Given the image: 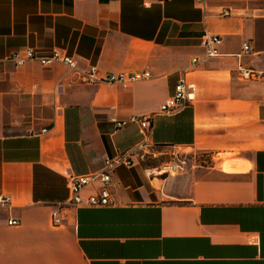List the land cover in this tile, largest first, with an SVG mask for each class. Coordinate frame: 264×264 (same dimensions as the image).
<instances>
[{
	"label": "crops",
	"instance_id": "0c3cea01",
	"mask_svg": "<svg viewBox=\"0 0 264 264\" xmlns=\"http://www.w3.org/2000/svg\"><path fill=\"white\" fill-rule=\"evenodd\" d=\"M206 34L222 37L220 55H206ZM27 47L77 66L2 61ZM90 66L151 78L91 85ZM240 67L261 77L242 80ZM179 78L194 99L158 114ZM151 113L147 150L248 166L227 173L219 158L157 184L135 161L113 174L116 207L66 208L55 226L52 210L69 197L63 171L99 172L136 149L139 126L113 119ZM1 195L11 202L0 204V264H264V0H0Z\"/></svg>",
	"mask_w": 264,
	"mask_h": 264
},
{
	"label": "built area",
	"instance_id": "2783aa9c",
	"mask_svg": "<svg viewBox=\"0 0 264 264\" xmlns=\"http://www.w3.org/2000/svg\"><path fill=\"white\" fill-rule=\"evenodd\" d=\"M154 0H144L147 6ZM202 1V0H199ZM229 14V12H227ZM222 37L219 35H204L201 38V45L205 49L208 57H215L220 55V45ZM251 50L249 42L243 45V51L248 53ZM3 62L14 65L15 67L24 66L28 62H37L42 66H49L55 62L64 63L72 68L77 66L74 58L63 54L59 50H52L49 53H42L33 47H27L22 50L11 52L2 59ZM198 61L197 58L194 59ZM238 76L242 80H257L261 74L255 70L247 68H239ZM151 73L144 72H111L106 74H99L96 66H90L86 73V83L95 85L100 83L117 84L124 87H130L136 82L149 80ZM192 84L185 82L184 78H179L174 87V92L169 96L161 105L158 114L172 115L178 112L183 106L191 103L194 99L191 90ZM157 114H143V115H130L125 119H113L116 128H121L130 124L138 125L142 133L146 136L141 144L134 150L118 153L114 158H105L103 168L99 172L90 174H75L70 170H64L63 176L66 179L69 197L67 201L59 207L52 210L51 218L55 226L63 223V210L66 208H111L118 205V201L113 195V174L115 170L120 167H130L135 162V150L144 148L147 138L152 132L153 120ZM43 129L42 132H45ZM184 163V162H183ZM174 160L170 162L162 171L167 172L169 175L179 173L183 167ZM99 183L97 187L90 191L92 184ZM11 198L9 196L1 195L0 204L9 205ZM260 204L264 205V198ZM8 225H18L16 220H9Z\"/></svg>",
	"mask_w": 264,
	"mask_h": 264
},
{
	"label": "rangeland",
	"instance_id": "374dc122",
	"mask_svg": "<svg viewBox=\"0 0 264 264\" xmlns=\"http://www.w3.org/2000/svg\"><path fill=\"white\" fill-rule=\"evenodd\" d=\"M219 158L220 154H214L210 151L193 150L191 148L183 149L181 147L160 146L151 150H147L146 148L135 150V161L145 170L149 178L156 176L157 179L153 180V182L157 184L163 183L168 177H176L186 173L192 166H214L219 162ZM174 160H177L179 164L184 162L181 165L183 167L182 171H179L175 175H169L167 172L162 171ZM147 171H153L155 174L150 175Z\"/></svg>",
	"mask_w": 264,
	"mask_h": 264
},
{
	"label": "bare ground",
	"instance_id": "6f19581e",
	"mask_svg": "<svg viewBox=\"0 0 264 264\" xmlns=\"http://www.w3.org/2000/svg\"><path fill=\"white\" fill-rule=\"evenodd\" d=\"M220 158L222 159V162L220 164V167L222 168V171L227 173H235L241 171L245 165L246 167L248 164H245L244 167H241L242 162L232 159L230 154H220ZM245 167V168H246ZM149 174H155L153 171H148Z\"/></svg>",
	"mask_w": 264,
	"mask_h": 264
}]
</instances>
